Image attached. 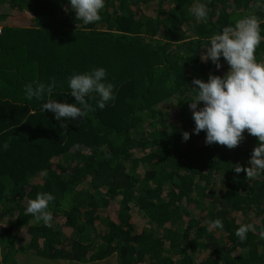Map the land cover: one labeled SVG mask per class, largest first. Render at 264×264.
<instances>
[{
    "label": "trees",
    "instance_id": "obj_1",
    "mask_svg": "<svg viewBox=\"0 0 264 264\" xmlns=\"http://www.w3.org/2000/svg\"><path fill=\"white\" fill-rule=\"evenodd\" d=\"M196 2L105 0L83 25L68 0H0V264H264V175L231 168L247 166L258 139L205 144L189 108L193 78L228 70L222 57L219 69L201 61L209 37L248 12L264 35V11L200 0L201 21ZM255 56L264 61V41ZM94 67L114 85L103 110L89 99L83 119L60 122L42 110L74 103L68 77ZM53 82L50 96L25 99L26 84ZM37 192L55 197L51 228L25 213ZM249 222L241 242L234 231Z\"/></svg>",
    "mask_w": 264,
    "mask_h": 264
},
{
    "label": "clouds",
    "instance_id": "obj_2",
    "mask_svg": "<svg viewBox=\"0 0 264 264\" xmlns=\"http://www.w3.org/2000/svg\"><path fill=\"white\" fill-rule=\"evenodd\" d=\"M68 4L76 20L89 25L101 19L100 12L105 0H68ZM253 7L264 11V0H255ZM64 10L68 11L69 8ZM190 11L198 20L207 19L208 9L200 0ZM262 41L261 20L253 12L245 13L234 24L226 25L211 35L207 46L202 48L205 51L200 59L203 62L211 61L219 69L222 57L228 70L223 75L209 74L206 81L193 78L194 87L191 89L195 92V98L189 104L195 125L193 132L199 134L203 130L205 144L217 143L229 149L234 148L243 139L245 130L258 139L247 166L237 163L231 167L237 174L245 172L250 179L264 175V61H258L255 56V50ZM67 83L70 94L75 98L74 103L49 99L41 105L44 112H52L59 122L62 119H83L86 113L94 110L89 99H94L95 107L101 110L107 102L115 99L114 85L106 79L103 67L74 72L68 77ZM53 87L54 82L47 87L43 83H28L23 90L25 99L42 100L45 94L51 95ZM201 102L202 107H198ZM182 138L187 141L189 132L184 131ZM54 199L51 192H37L34 198L27 201L25 213L51 228L53 215L49 204ZM208 223L213 229L224 228L220 218ZM249 232H256L255 225L241 223L234 235L243 242ZM260 237L264 239V229H261Z\"/></svg>",
    "mask_w": 264,
    "mask_h": 264
},
{
    "label": "rangeland",
    "instance_id": "obj_3",
    "mask_svg": "<svg viewBox=\"0 0 264 264\" xmlns=\"http://www.w3.org/2000/svg\"><path fill=\"white\" fill-rule=\"evenodd\" d=\"M250 140H251V138L247 139V141H246L247 145L249 144ZM27 255L31 259V261H33L34 258H32L29 254H27ZM46 261H48V263L52 264L51 260H46ZM34 262H35V260L32 263L34 264ZM27 264H30V262L29 263L27 262ZM93 264H117V262L114 261V258L109 257V258H107L106 260H104L102 262H94Z\"/></svg>",
    "mask_w": 264,
    "mask_h": 264
}]
</instances>
